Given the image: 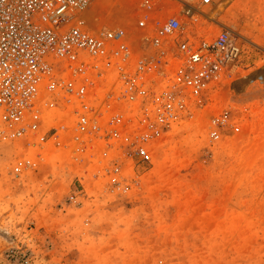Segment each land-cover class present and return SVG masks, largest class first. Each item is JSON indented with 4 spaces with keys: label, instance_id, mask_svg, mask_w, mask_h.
<instances>
[{
    "label": "rangeland",
    "instance_id": "374dc122",
    "mask_svg": "<svg viewBox=\"0 0 264 264\" xmlns=\"http://www.w3.org/2000/svg\"><path fill=\"white\" fill-rule=\"evenodd\" d=\"M222 28L238 72L150 162L71 133L42 142L47 120L11 139L0 112V264H264V0H221L210 37Z\"/></svg>",
    "mask_w": 264,
    "mask_h": 264
},
{
    "label": "built area",
    "instance_id": "2783aa9c",
    "mask_svg": "<svg viewBox=\"0 0 264 264\" xmlns=\"http://www.w3.org/2000/svg\"><path fill=\"white\" fill-rule=\"evenodd\" d=\"M221 0H0V112L9 137L105 144L151 161L239 70L233 32L210 30ZM106 12L107 20L103 14ZM33 167L22 160L16 175Z\"/></svg>",
    "mask_w": 264,
    "mask_h": 264
},
{
    "label": "bare ground",
    "instance_id": "6f19581e",
    "mask_svg": "<svg viewBox=\"0 0 264 264\" xmlns=\"http://www.w3.org/2000/svg\"><path fill=\"white\" fill-rule=\"evenodd\" d=\"M224 2V1H223Z\"/></svg>",
    "mask_w": 264,
    "mask_h": 264
}]
</instances>
